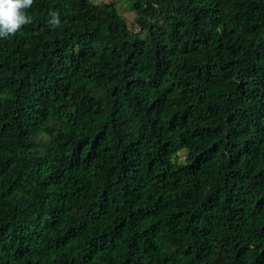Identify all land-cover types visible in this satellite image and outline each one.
<instances>
[{"label":"trees","instance_id":"16d2710c","mask_svg":"<svg viewBox=\"0 0 264 264\" xmlns=\"http://www.w3.org/2000/svg\"><path fill=\"white\" fill-rule=\"evenodd\" d=\"M126 1L0 38V264H264V0Z\"/></svg>","mask_w":264,"mask_h":264},{"label":"clouds","instance_id":"9594fccd","mask_svg":"<svg viewBox=\"0 0 264 264\" xmlns=\"http://www.w3.org/2000/svg\"><path fill=\"white\" fill-rule=\"evenodd\" d=\"M34 0H0V38L8 39L14 36L21 28L32 22L26 10L30 8ZM47 24L53 29L60 26L59 13L49 12Z\"/></svg>","mask_w":264,"mask_h":264},{"label":"rangeland","instance_id":"374dc122","mask_svg":"<svg viewBox=\"0 0 264 264\" xmlns=\"http://www.w3.org/2000/svg\"><path fill=\"white\" fill-rule=\"evenodd\" d=\"M96 2H102V1H111V0H94ZM116 4V7L119 11V13L124 17L126 20L128 27L136 28V25L134 23V11L132 10V6L130 3H128L126 0H112ZM180 157L184 156V152H179Z\"/></svg>","mask_w":264,"mask_h":264},{"label":"bare ground","instance_id":"6f19581e","mask_svg":"<svg viewBox=\"0 0 264 264\" xmlns=\"http://www.w3.org/2000/svg\"><path fill=\"white\" fill-rule=\"evenodd\" d=\"M55 122V121H54ZM50 123V122H49ZM51 124V123H50Z\"/></svg>","mask_w":264,"mask_h":264}]
</instances>
